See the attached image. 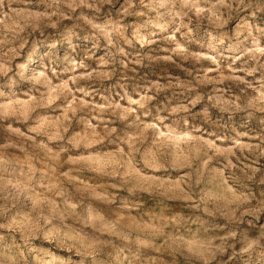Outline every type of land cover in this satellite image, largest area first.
<instances>
[{
	"label": "rangeland",
	"instance_id": "rangeland-1",
	"mask_svg": "<svg viewBox=\"0 0 264 264\" xmlns=\"http://www.w3.org/2000/svg\"><path fill=\"white\" fill-rule=\"evenodd\" d=\"M0 264H264V0H0Z\"/></svg>",
	"mask_w": 264,
	"mask_h": 264
}]
</instances>
